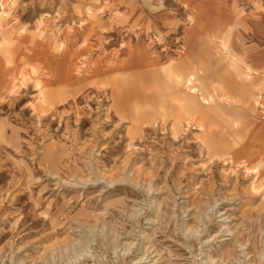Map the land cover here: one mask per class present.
<instances>
[{
	"label": "rangeland",
	"instance_id": "obj_1",
	"mask_svg": "<svg viewBox=\"0 0 264 264\" xmlns=\"http://www.w3.org/2000/svg\"><path fill=\"white\" fill-rule=\"evenodd\" d=\"M0 64V264H264V0H0Z\"/></svg>",
	"mask_w": 264,
	"mask_h": 264
},
{
	"label": "bare ground",
	"instance_id": "obj_2",
	"mask_svg": "<svg viewBox=\"0 0 264 264\" xmlns=\"http://www.w3.org/2000/svg\"><path fill=\"white\" fill-rule=\"evenodd\" d=\"M92 12V11H91ZM91 14V13H90ZM91 17V16H90ZM116 17V16H115ZM88 19H90V18H88ZM115 20V19H114ZM77 21H78V19H77ZM83 23V22H82ZM81 23V24H82ZM88 24V23H87ZM90 25H91V23H90ZM93 27V26H92ZM70 28V27H69ZM77 29H78V27H77ZM93 29V31H94V28H92ZM80 30V29H79ZM90 30V29H89ZM43 31V30H42ZM83 31V30H82ZM70 32V31H69ZM88 32V31H87ZM25 33V32H24ZM56 34V33H55ZM62 34V33H61ZM69 34V33H68ZM45 36H46V34H45ZM58 37V36H57ZM56 37V38H57ZM61 37V36H60ZM85 37V36H84ZM53 38V37H52ZM66 38V37H65ZM38 39H40V38H38ZM55 40V39H54ZM30 41V40H29ZM59 41V40H58ZM224 42H223V46L225 47V48H227L228 47V42H229V40H227V39H225L224 38V40H223ZM78 43V42H77ZM53 44V43H52ZM193 44V43H192ZM23 46V45H22ZM61 48V47H60ZM191 48V47H190ZM189 48V49H190ZM25 52V51H24ZM234 55V54H233ZM26 58V57H25ZM153 58V57H152ZM180 59V58H179ZM236 61H238V62H240V64L241 65H243V66H245L246 67V69H248V66L246 65V63H245V61L243 60V57L242 56H238V58L236 59ZM110 65V64H109ZM2 65L0 64V67H1ZM122 66V65H121ZM123 67V66H122ZM153 67V66H152ZM2 72L4 73V83L6 84L5 85V87H4V89L5 90H8V91H10L9 93L10 94H12L13 92H15L16 91V89H17V86H16V84H17V82H18V77H17V74H16V72H15V70L13 69V67L12 66H7V65H3V67H2ZM25 72V71H24ZM31 72V71H30ZM122 72V71H121ZM129 72V71H128ZM117 73V72H116ZM32 77V76H31ZM180 76L179 75H177V78H179ZM35 78V77H34ZM56 80H57V78H56ZM78 80V79H77ZM20 81H21V79H20ZM33 81V80H32ZM41 82V81H40ZM67 82H69V81H67ZM188 82H190L189 80L187 81V83ZM43 83V82H42ZM100 83V82H99ZM103 84H104V82H102ZM31 84V83H30ZM33 84V83H32ZM60 84V83H59ZM62 84V83H61ZM82 84V83H81ZM107 84H108V82H107ZM32 86V85H31ZM250 86V85H249ZM44 87V86H43ZM90 87V86H89ZM103 87V86H102ZM91 88V87H90ZM121 89V88H120ZM35 90V89H34ZM118 90V89H117ZM7 91V92H8ZM38 91V90H37ZM115 93H116V91H115ZM107 94V93H106ZM123 94V93H122ZM37 97V96H36ZM113 98H115V97H113ZM263 102H261V104H262ZM261 107V106H260ZM132 114H134V113H132ZM204 115V114H203ZM122 117H124V116H122ZM206 117V116H205ZM204 118V117H203ZM161 121V120H160ZM169 121V120H168ZM170 122V121H169ZM201 122H202V120H201ZM156 123H157V121H156ZM191 123H193V122H191ZM200 123V122H199ZM186 124V123H185ZM194 124V123H193ZM154 125V124H153ZM153 125H151V126H153ZM159 125H162V124H159Z\"/></svg>",
	"mask_w": 264,
	"mask_h": 264
}]
</instances>
